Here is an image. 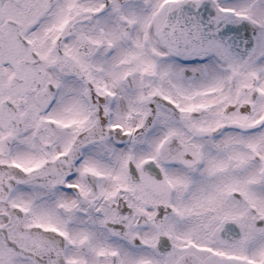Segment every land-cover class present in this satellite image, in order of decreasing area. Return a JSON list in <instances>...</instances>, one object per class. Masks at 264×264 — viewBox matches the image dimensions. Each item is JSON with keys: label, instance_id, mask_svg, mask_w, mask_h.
<instances>
[{"label": "snow or ice", "instance_id": "6c2138e0", "mask_svg": "<svg viewBox=\"0 0 264 264\" xmlns=\"http://www.w3.org/2000/svg\"><path fill=\"white\" fill-rule=\"evenodd\" d=\"M0 264H264V0H0Z\"/></svg>", "mask_w": 264, "mask_h": 264}]
</instances>
